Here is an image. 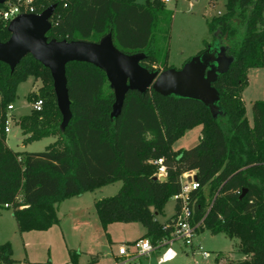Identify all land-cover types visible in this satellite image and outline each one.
<instances>
[{
  "label": "trees",
  "instance_id": "trees-1",
  "mask_svg": "<svg viewBox=\"0 0 264 264\" xmlns=\"http://www.w3.org/2000/svg\"><path fill=\"white\" fill-rule=\"evenodd\" d=\"M32 5L34 14L54 7L49 41L99 43L110 35L119 52L142 54L140 65L149 71L172 68V14L160 0H33ZM8 25L0 22L1 42L10 38ZM207 28L213 39L215 34L220 37L232 59L212 84L225 114L217 119L198 101L152 89L128 91L119 114L112 117L115 95L104 72L71 62L65 68L71 117L61 130L50 70L30 55L13 71L0 62V211L12 210L19 233L46 231L59 224V203L121 182L114 196L95 202L100 224L139 223L145 228L141 238L155 246L170 238L174 215L165 223L155 216L179 194L182 173L194 170L200 185L191 194L195 221L213 201L204 229L236 238L246 256L230 264H264V100L252 104V126L242 103L248 71L264 67V0H225L224 13L207 21ZM29 77L39 79L42 87L27 99H40L43 106L18 120L22 135L28 136L22 144L57 139L41 152H14L6 144L7 107L17 85ZM196 125L201 126L198 143L172 150L171 144ZM159 158L167 167L164 181L153 180V161ZM219 256L224 255H215V261ZM13 263L10 243L0 244V264Z\"/></svg>",
  "mask_w": 264,
  "mask_h": 264
},
{
  "label": "rangeland",
  "instance_id": "rangeland-1",
  "mask_svg": "<svg viewBox=\"0 0 264 264\" xmlns=\"http://www.w3.org/2000/svg\"><path fill=\"white\" fill-rule=\"evenodd\" d=\"M152 0H137L143 4ZM162 2V0H160ZM163 3V2H162ZM164 4V3H163ZM170 11L171 24L168 41V65L180 69L197 54L208 49L216 59L224 46L215 43L207 28V21L218 17L225 11V0H170L164 4ZM205 42L208 43L205 46ZM217 42V41H216ZM213 44V45H212ZM218 54V55H217ZM227 59H230L226 56ZM41 81L29 77L17 85L13 110H7L9 133L6 144L14 152H41L57 139V136L43 138L29 144H22V135L17 127L18 120L31 112V101L27 96L38 94ZM264 100V67L250 69L247 73V86L242 94L245 117L252 126V104ZM24 137V138H23ZM201 137V126L196 125L185 130L172 144L174 151L195 146ZM121 182L104 185L92 192L69 198L56 205L59 224L46 231L19 233L12 210L0 213V244L10 243L13 251V264H112V253H116L121 244L131 243L145 234V228L139 223H112L103 227L95 211V202L114 196ZM207 195L208 188H204ZM175 214V201L170 199L162 215L155 218L160 223L167 222ZM238 240L225 234L212 235L208 230L198 231L193 239V248L184 247L175 242L173 248L177 257L161 264H230L246 258L238 250ZM200 247L209 253L203 258L196 253ZM184 248L185 253L180 251ZM194 250V254L192 251ZM188 253V254H187ZM161 252H154L143 259L142 264H159ZM224 255L215 261V255ZM225 257V258H224Z\"/></svg>",
  "mask_w": 264,
  "mask_h": 264
},
{
  "label": "water",
  "instance_id": "water-1",
  "mask_svg": "<svg viewBox=\"0 0 264 264\" xmlns=\"http://www.w3.org/2000/svg\"><path fill=\"white\" fill-rule=\"evenodd\" d=\"M6 1L0 0V5ZM53 8L41 14H24L9 22L10 38L6 42L0 41V62L13 71L23 58L30 55L50 70L57 106L63 118L61 130L71 117L65 69L71 62L91 64L104 72L115 95L112 117L119 114L128 91L147 93L151 89L163 96L198 101L209 109L215 119L225 116L218 105L219 94L212 87L213 82L227 70L232 61L224 46L218 59L212 55L211 50H207L208 47L180 69L149 71L140 65L142 54L126 55L119 52L113 46L110 35L102 38L99 43L49 41L46 33L50 29L49 20ZM214 42L221 43L222 40L215 34ZM153 180L164 181L165 178L153 176ZM244 195L245 191L240 198Z\"/></svg>",
  "mask_w": 264,
  "mask_h": 264
},
{
  "label": "built area",
  "instance_id": "built-area-1",
  "mask_svg": "<svg viewBox=\"0 0 264 264\" xmlns=\"http://www.w3.org/2000/svg\"><path fill=\"white\" fill-rule=\"evenodd\" d=\"M170 0H162L164 4L168 3ZM33 0H17L12 2L7 0L2 5H0V22L6 23L10 22L18 16L24 14H34V7L32 5ZM42 100L38 99L31 103V110L40 112L42 110ZM8 111L13 110V106L9 105L7 107ZM5 133L9 132L8 123L5 126ZM156 165L157 171L154 177L166 178L167 167L165 166L163 159L159 158L153 161ZM180 192L179 194L172 197L175 204H179V210L175 212L173 219V230L171 232L170 238L162 240L153 245L148 239L139 238L128 244H121L117 252L112 256V264H142L143 259L148 258L154 252H161L158 263L169 262L177 257V251L173 248L175 242H181L184 247L193 248V239L198 231L205 228L204 219L209 212L212 202L207 207L204 216L199 220L195 221V199H191V194L200 188L199 182L196 177V171H185L179 178ZM184 248L180 251L185 253ZM196 253L201 255L203 258H207L209 253L203 251L200 247L196 249ZM186 254V253H185ZM188 254V253H187ZM194 254V250L192 251Z\"/></svg>",
  "mask_w": 264,
  "mask_h": 264
},
{
  "label": "crops",
  "instance_id": "crops-1",
  "mask_svg": "<svg viewBox=\"0 0 264 264\" xmlns=\"http://www.w3.org/2000/svg\"><path fill=\"white\" fill-rule=\"evenodd\" d=\"M17 127H18V126H17ZM18 129L20 130L19 127H18ZM20 131H21V130H20ZM9 132H10V131H9ZM9 132H8V133H9ZM23 138H24V137H23ZM22 140H23V139H22ZM53 142H54V141H53ZM53 142H52V143H53ZM8 210H9V209H7V211H8ZM3 211H6V210H2V211H0V213L3 212ZM12 217H13V215H12ZM13 219H14V217H13ZM113 255H114V254L112 253V256H113ZM111 258H112V257H111Z\"/></svg>",
  "mask_w": 264,
  "mask_h": 264
}]
</instances>
